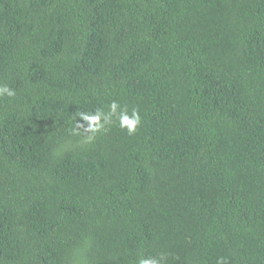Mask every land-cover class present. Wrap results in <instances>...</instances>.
<instances>
[{
	"label": "trees",
	"instance_id": "1",
	"mask_svg": "<svg viewBox=\"0 0 264 264\" xmlns=\"http://www.w3.org/2000/svg\"><path fill=\"white\" fill-rule=\"evenodd\" d=\"M2 85L0 264H264V0H0Z\"/></svg>",
	"mask_w": 264,
	"mask_h": 264
},
{
	"label": "clouds",
	"instance_id": "2",
	"mask_svg": "<svg viewBox=\"0 0 264 264\" xmlns=\"http://www.w3.org/2000/svg\"><path fill=\"white\" fill-rule=\"evenodd\" d=\"M5 95L15 97L16 92L7 85H2L0 86V97ZM77 117L81 118L80 121L75 119L77 128L74 129V132L77 134H79L78 129L80 128H83L85 132L92 133L93 135L99 131L107 130L106 126L112 123L113 117L118 119L119 127L126 129L129 135L136 133L138 125L141 123V116L137 109H133L131 114H129L127 107H121L117 101L111 102L107 112L102 108H98L94 112L81 111L77 113ZM92 138V135L86 136L85 142L90 141ZM164 259V254H160L159 257H140L138 264H162ZM217 264H226V259L224 257L219 258Z\"/></svg>",
	"mask_w": 264,
	"mask_h": 264
}]
</instances>
